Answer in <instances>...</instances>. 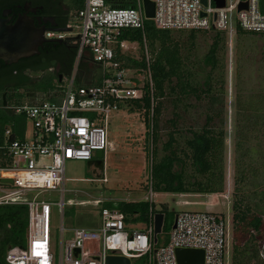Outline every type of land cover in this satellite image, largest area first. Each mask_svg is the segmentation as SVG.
Masks as SVG:
<instances>
[{
  "label": "built area",
  "instance_id": "2783aa9c",
  "mask_svg": "<svg viewBox=\"0 0 264 264\" xmlns=\"http://www.w3.org/2000/svg\"><path fill=\"white\" fill-rule=\"evenodd\" d=\"M132 1L133 6L118 7L106 0H82V6L70 10L63 25L70 29L46 28L44 32L46 38L70 39L77 52L73 70L63 77L55 99L11 105L25 114L27 125L23 138L11 137V127L5 128L0 144V204H26L28 223L26 245L9 246L6 264H106L109 254L126 256L130 264H136V258H142L141 264H152L153 257L157 264H178L177 247L202 248L203 264H226L225 221L212 210L178 211L167 238L157 245L151 208L147 219L135 220L127 219L116 206L102 204L97 225L65 227L61 223V231L68 235L55 257L52 206L41 193L59 191L61 198L54 203L63 214L66 202L71 201L63 197L65 161L91 159L95 149H102L104 157L109 116L145 94L153 104V57L146 44V19L160 28H214L224 31L229 39L237 27L264 33V0H223V5L218 0H153L152 18L145 16L142 0ZM124 28L141 32V53L136 52L139 40L122 36ZM78 33V37H68ZM128 51L135 58H144L145 65L127 66L121 53ZM83 55H90L100 68L98 83L76 84V68ZM103 170H98V179L106 181ZM107 199L96 197L95 202ZM259 254L264 264V244H260Z\"/></svg>",
  "mask_w": 264,
  "mask_h": 264
},
{
  "label": "rangeland",
  "instance_id": "374dc122",
  "mask_svg": "<svg viewBox=\"0 0 264 264\" xmlns=\"http://www.w3.org/2000/svg\"><path fill=\"white\" fill-rule=\"evenodd\" d=\"M74 4L77 0H66ZM172 39L178 40L180 50L184 56L186 66L196 72L199 82V89L206 87V65L203 57L209 44L213 39L214 31L210 29L199 31L195 42H186L187 29L170 28ZM139 40V39H138ZM146 44L148 40L146 38ZM141 40L136 52L141 53ZM149 48V45H148ZM237 53L235 33L232 38L226 35V46L223 60L219 61L215 74L223 77L215 80L214 92L221 96L222 101H216L213 105L210 102L209 94L200 92V96L194 93L178 94L176 91L164 97V105L160 117L159 139L154 142V147L159 148L158 154L162 153L161 146L168 139L169 130L175 135L174 145L183 158L181 162L174 164V169L182 166L185 181L190 189L186 192H172L157 190L155 182L157 177L152 176L151 149H148V127L144 110H129L127 107L120 108L109 116L108 121V146L105 150L104 175L106 181L98 179L101 177L91 167H87L86 160L68 159L65 161L64 199H71L66 202L63 214L58 209L57 202L61 198L59 191H44L41 196L51 202L52 206V241L55 257L61 253V244L68 231H61L60 225L71 226H93L100 221V206L96 203V197H104L112 200L126 199L135 200L146 197L159 206L166 202L168 208L175 214L184 209L190 210H212L221 215L225 221V251L224 260L230 264V254L233 244L242 242L249 233L258 235V242L264 244V213L258 231L251 230L247 220L241 221L233 218L237 210L233 203L243 193L249 194L251 200L245 202L251 207L248 217L257 212L255 202L264 208V174L262 169L256 176L252 174L244 182H237L235 179L238 166L237 161L243 160L242 164L250 161L257 165L264 161V124L258 128H250L245 125V119L236 113V95L249 94L259 90L263 86L264 66V33L248 34L243 36L242 45L238 47ZM151 53V51L149 50ZM153 57V56H152ZM238 71V74H236ZM173 78L171 83L173 84ZM175 99L174 104L173 100ZM219 106L212 113V107ZM178 113V116H174ZM214 114V115H213ZM208 115H212L208 119ZM175 117L176 123L171 124L170 118ZM221 126L225 131L223 151V189L218 192L198 191L197 182L204 176L200 175L190 164L189 152L184 155L182 150L186 147V138L192 136V130H202L207 125ZM257 126V124H256ZM150 143V142H149ZM253 146L252 154L246 153V147ZM151 147V145H150ZM156 162V159H155ZM241 162V161H240ZM263 168V167H262ZM261 172V173H260ZM154 183V184H153ZM238 187V189H237ZM259 196H262L261 198ZM187 199V201H184ZM165 231L159 233L160 241ZM158 244V243H157ZM136 264L142 263V258L134 259Z\"/></svg>",
  "mask_w": 264,
  "mask_h": 264
},
{
  "label": "trees",
  "instance_id": "16d2710c",
  "mask_svg": "<svg viewBox=\"0 0 264 264\" xmlns=\"http://www.w3.org/2000/svg\"><path fill=\"white\" fill-rule=\"evenodd\" d=\"M111 6L128 7L133 6L132 0H106ZM68 10L64 16L62 23H65L67 19V13L69 10L82 6V0H77L74 4L67 2ZM146 38L148 40L149 50L153 56L151 62L152 77L154 80L155 88L153 93V104L151 97L145 94L142 99L131 100L128 103L122 105L129 110H144L146 117V125L148 127L147 137L149 147L151 149V171L152 176L157 177L155 186L157 190L172 191V192H186L190 187L185 181V175L182 169H174V164L183 161V158L178 154L176 150L177 145H174L175 135L169 130L168 139L163 142L161 146L162 153L158 154L159 148L157 145L154 147V142L158 141L159 129H160V117L162 108L164 105V97L172 92L178 94L194 93L196 96H200V92H207L209 99L213 105L216 101H222L221 96H216L214 92L215 80L222 79L223 77L215 74V69L219 65V61L223 60V54L226 46V33L224 31L211 28L214 31L213 39L209 44L207 51L204 53L203 60L210 68L206 70V87L199 89V80L197 79L196 72L189 66H186L184 56L180 50V43L178 40H173L170 28L157 27L152 19H146ZM187 29L186 42H195L196 35L199 31L206 30L204 28H182ZM248 34H256V32L246 31L237 27L235 32L236 49L242 45V38ZM122 36L129 39L141 40V32L134 28H124ZM65 41L52 44V41L48 42L46 49L55 47L61 54L63 51L69 53L67 68L62 69L63 73L60 78V70L54 72L47 71L40 82H36L35 86L42 92L35 98L29 100V102H35L41 99H55L56 93L59 89L63 77L66 74L71 73L74 66L77 47L70 39H64ZM66 44H71L66 46ZM50 45V46H49ZM142 47V43H141ZM73 50V51H72ZM46 51H40V55L35 54L36 57L29 58L23 62L24 66H34L36 68L49 66H55L60 62V58L56 56H48ZM121 56L124 58L127 66H144V58H135L132 56V51L123 52ZM264 63V58H263ZM264 66V64L262 65ZM238 74V71H236ZM18 81L26 83L30 80V76L22 72V70L16 75ZM100 68L95 62L91 61L90 55H83L76 68V84L88 85L98 83L100 80ZM175 82L172 84V79ZM263 86L261 89L251 92L247 95L238 93L235 101L236 113L245 119V125L249 124L250 128H258L264 124V77L262 79ZM173 102L175 99H171ZM26 101L25 99H18L13 101L14 104H19ZM176 102H174L175 104ZM152 107V111H151ZM219 106L212 107V113H215V109ZM213 114V115H214ZM174 116H178L175 113ZM212 115H208V119H211ZM177 118L171 117L170 123L175 124ZM257 124V126H256ZM27 125V118L24 113L16 112L10 107L0 106V144L5 138V128L11 127V137L25 136V128ZM225 131L221 126L215 128L214 125H207L202 130H192V136L186 138V147L182 150L184 155L189 152L190 164L204 178L197 182L198 191L206 192H218L223 188V151H224ZM150 142V143H149ZM157 143V142H156ZM151 145V147H150ZM253 146L246 147V153L252 154ZM156 159V162H155ZM241 161V162H240ZM243 160L237 161L240 170L237 168L235 179L237 182H244L249 178V175L256 176L258 171L262 169L264 174V161H260L257 165H253L250 161H246L242 164ZM1 163V161H0ZM263 167V168H262ZM261 173V172H260ZM264 179V178H262ZM264 182V180H263ZM154 184V183H153ZM238 189V187H237ZM264 198V190L262 191ZM251 197L247 193L240 195L239 199L233 203V206L237 209L233 214V218L237 220H247V223L251 230L258 231L260 229L262 214L264 208L255 202L257 212L250 218L248 213L251 207L246 203ZM246 201V202H245ZM102 205L116 206L123 210L127 214V219H140L145 220L148 217L149 209L153 212L160 211L164 213V223L162 229L165 231L162 241L167 238L168 230L170 229L175 212L168 208L166 202H161L159 206L154 200L147 198H140L135 200L126 199H107L102 202ZM136 214L135 216H133ZM27 205L23 203H3L0 204V264H6L5 253L9 246H25L27 242ZM255 231V232H256ZM258 235L256 233H249V235L240 243H235L232 246L230 254V264H263L262 258L259 254L260 243L258 242ZM160 236L158 235L159 245Z\"/></svg>",
  "mask_w": 264,
  "mask_h": 264
},
{
  "label": "water",
  "instance_id": "95a60500",
  "mask_svg": "<svg viewBox=\"0 0 264 264\" xmlns=\"http://www.w3.org/2000/svg\"><path fill=\"white\" fill-rule=\"evenodd\" d=\"M202 1L206 2V0ZM142 4L145 16L152 18L154 16V1L142 0ZM218 4L223 5V0H218ZM26 12H33V10L31 7L23 8L19 0L0 6V64L15 61L19 57L37 54L42 50L47 51L46 46L49 41H52V44L65 41L61 37L46 38L43 32L45 28L70 29V26H57V22L53 18L54 15H27ZM51 24L54 25L51 26ZM78 36L79 33L76 36L68 37ZM86 166H93L94 172L102 170L104 168L103 150L95 149L94 157L86 160ZM2 180L12 181L11 178ZM163 223L164 213L156 211L154 213L153 242H157V235L161 232ZM172 225H175V216ZM155 250L156 248H154ZM176 256L178 264H203L204 251L202 248L177 247ZM106 264H130V259L123 255L109 254L106 257ZM152 264H157L155 257H153Z\"/></svg>",
  "mask_w": 264,
  "mask_h": 264
},
{
  "label": "flooded vegetation",
  "instance_id": "af4514ba",
  "mask_svg": "<svg viewBox=\"0 0 264 264\" xmlns=\"http://www.w3.org/2000/svg\"><path fill=\"white\" fill-rule=\"evenodd\" d=\"M16 0H0V6L10 3ZM21 1L23 8L31 7L33 12H26L27 15H54V21L57 22V26H63L62 23L66 11L68 10V4L66 0H19ZM70 10L67 13V19ZM66 19V21H67ZM65 21V22H66ZM54 24H51L53 26ZM46 28L44 29L45 32ZM43 32V35H44ZM45 37V36H44ZM64 40V39H62ZM68 47V45H66ZM39 56L40 52L37 53ZM45 54L48 56H56L60 58L55 66H49L47 68L40 67L36 68L34 66H24L23 62L29 58H34L35 53L27 55L26 57H19L15 61H10L9 63L0 64V106L10 107L13 101L18 99H25L29 101L32 98L37 97L42 90L35 86L36 82H40L47 71L60 70V78L62 76V71L67 68L69 53L63 51V54L59 52L55 47L48 49ZM63 69V70H62ZM27 73L30 76V80L26 83H20L16 78L20 71ZM92 159V158H91ZM86 164V161H85ZM94 169L93 166H91Z\"/></svg>",
  "mask_w": 264,
  "mask_h": 264
},
{
  "label": "crops",
  "instance_id": "0c3cea01",
  "mask_svg": "<svg viewBox=\"0 0 264 264\" xmlns=\"http://www.w3.org/2000/svg\"><path fill=\"white\" fill-rule=\"evenodd\" d=\"M144 198H146V197H144ZM184 201H187V199H184Z\"/></svg>",
  "mask_w": 264,
  "mask_h": 264
}]
</instances>
